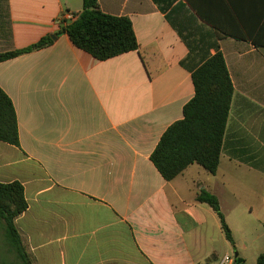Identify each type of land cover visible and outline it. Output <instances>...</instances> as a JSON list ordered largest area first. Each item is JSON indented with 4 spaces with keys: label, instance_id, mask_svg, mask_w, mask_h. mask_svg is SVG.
<instances>
[{
    "label": "crops",
    "instance_id": "0c3cea01",
    "mask_svg": "<svg viewBox=\"0 0 264 264\" xmlns=\"http://www.w3.org/2000/svg\"><path fill=\"white\" fill-rule=\"evenodd\" d=\"M194 1L250 38L219 37L186 0H99L131 19L139 42L100 61L56 36L83 0H0V54L54 39L0 62L20 138L0 141V182L25 188L16 225L33 264H218L230 250L247 263L250 249L264 252V0ZM217 44L235 87L218 172L193 164L167 181L151 155ZM244 182L257 194L246 204ZM203 190L218 197L234 245L197 200Z\"/></svg>",
    "mask_w": 264,
    "mask_h": 264
},
{
    "label": "trees",
    "instance_id": "16d2710c",
    "mask_svg": "<svg viewBox=\"0 0 264 264\" xmlns=\"http://www.w3.org/2000/svg\"><path fill=\"white\" fill-rule=\"evenodd\" d=\"M186 1L204 22L216 29L219 37L250 38L243 34L229 35V30L194 0ZM61 28L56 36L67 34L75 47L100 61L139 50L131 19L103 12L99 0H83V10L78 18L72 22L63 21ZM53 42L52 37H45L25 49L0 54V62L43 49ZM215 49L214 55H209L192 71L195 95L184 107V118L167 129L151 155V161L167 181L174 180L193 164L201 166L211 175L218 172L235 87L220 46L215 45ZM0 141L20 146L17 113L12 100L1 87ZM197 200L208 204L217 213L227 240L234 245L232 230L226 222L218 197L203 190ZM27 209L23 184L18 181L0 182V223L5 230L9 251L16 256L18 264H33L16 225L17 218ZM0 264L7 263L0 261ZM256 264H264V252Z\"/></svg>",
    "mask_w": 264,
    "mask_h": 264
},
{
    "label": "rangeland",
    "instance_id": "374dc122",
    "mask_svg": "<svg viewBox=\"0 0 264 264\" xmlns=\"http://www.w3.org/2000/svg\"><path fill=\"white\" fill-rule=\"evenodd\" d=\"M224 167H225V162H223V168L222 169H224ZM239 198L242 200L243 203L246 204L250 201L256 200L257 194H256V191H253V189H251L250 186L246 182H244V192L241 193V196H239ZM239 235L240 234L237 235L238 239H239ZM226 245L229 246V243L227 242ZM9 247L10 246H9V243H8L6 235H5V230L2 226V224L0 223V261L7 263V264H18V260H17L16 256L10 253ZM222 247H224L223 241H222ZM236 252H238V251L237 250H230L229 254L234 255ZM248 256H249V258H248V261L246 264H256L257 257L255 256L253 250H251V249L249 250Z\"/></svg>",
    "mask_w": 264,
    "mask_h": 264
},
{
    "label": "built area",
    "instance_id": "2783aa9c",
    "mask_svg": "<svg viewBox=\"0 0 264 264\" xmlns=\"http://www.w3.org/2000/svg\"><path fill=\"white\" fill-rule=\"evenodd\" d=\"M78 15L79 14L74 12H67L64 14L63 20L72 22L78 18ZM218 264H237V260L234 255L226 254L220 259Z\"/></svg>",
    "mask_w": 264,
    "mask_h": 264
},
{
    "label": "water",
    "instance_id": "95a60500",
    "mask_svg": "<svg viewBox=\"0 0 264 264\" xmlns=\"http://www.w3.org/2000/svg\"><path fill=\"white\" fill-rule=\"evenodd\" d=\"M234 256H235V258H236V260H237V264H242V263H244V259L241 258V257L239 256V253H238V252H236V253L234 254Z\"/></svg>",
    "mask_w": 264,
    "mask_h": 264
}]
</instances>
